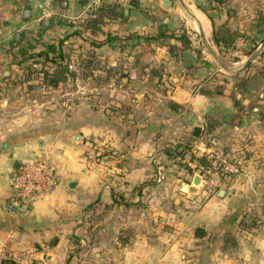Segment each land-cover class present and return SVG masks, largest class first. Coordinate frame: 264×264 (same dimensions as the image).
Returning a JSON list of instances; mask_svg holds the SVG:
<instances>
[{
    "label": "crops",
    "instance_id": "1",
    "mask_svg": "<svg viewBox=\"0 0 264 264\" xmlns=\"http://www.w3.org/2000/svg\"><path fill=\"white\" fill-rule=\"evenodd\" d=\"M60 41L54 88L35 59ZM213 149L245 168L195 206ZM41 159L55 185L13 210ZM0 245L16 264H264V0H0Z\"/></svg>",
    "mask_w": 264,
    "mask_h": 264
},
{
    "label": "built area",
    "instance_id": "2",
    "mask_svg": "<svg viewBox=\"0 0 264 264\" xmlns=\"http://www.w3.org/2000/svg\"><path fill=\"white\" fill-rule=\"evenodd\" d=\"M123 1L126 0H97L98 3H120ZM209 160L210 163L205 171L201 172L200 183L192 194L191 203L195 206H199L207 197L217 194L224 185L240 175L245 168L243 157L226 153L223 150H211ZM14 178L15 184L11 202L19 207L31 199L47 193L55 185L57 179L54 169L47 159L19 164ZM43 249L46 259L50 256L51 248L47 245ZM19 258V255H12L8 249L0 245V264L4 260H12L16 264Z\"/></svg>",
    "mask_w": 264,
    "mask_h": 264
},
{
    "label": "trees",
    "instance_id": "3",
    "mask_svg": "<svg viewBox=\"0 0 264 264\" xmlns=\"http://www.w3.org/2000/svg\"><path fill=\"white\" fill-rule=\"evenodd\" d=\"M219 2H223V0H217ZM161 36L170 35L172 37L180 38L185 46H189L191 41L186 36L185 33H176L173 32L168 34V32L161 31ZM236 33H233L228 30H223L222 28L215 29V40L219 45H225L227 47H231L235 43ZM27 54V53H26ZM33 57V56H32ZM36 57L43 58V60L35 59V62L42 61L47 62V65H50L48 69H43L37 73L41 76L42 83L46 86L57 87L62 81H65L70 74L68 70L67 64L63 62L67 60L68 55L64 52L62 48V41L58 44H49L46 46L45 50L37 53ZM39 59V58H38ZM41 72V73H40ZM246 76L241 77V83L246 82ZM1 264H15L12 260H4Z\"/></svg>",
    "mask_w": 264,
    "mask_h": 264
},
{
    "label": "rangeland",
    "instance_id": "4",
    "mask_svg": "<svg viewBox=\"0 0 264 264\" xmlns=\"http://www.w3.org/2000/svg\"><path fill=\"white\" fill-rule=\"evenodd\" d=\"M67 54V53H66ZM42 59V58H41ZM40 58L39 59H37V60H41ZM37 65H35V72H39V71H41V70H43L44 68L45 69H48V67L50 66V65H47V62H42V61H37V63H36ZM25 66H27V68L29 67H32V62L28 65V63L25 65ZM41 73V72H40ZM71 78H74V76H71ZM29 162V161H28ZM47 246V245H46ZM51 255V254H50Z\"/></svg>",
    "mask_w": 264,
    "mask_h": 264
},
{
    "label": "water",
    "instance_id": "5",
    "mask_svg": "<svg viewBox=\"0 0 264 264\" xmlns=\"http://www.w3.org/2000/svg\"><path fill=\"white\" fill-rule=\"evenodd\" d=\"M141 96H143V94H141ZM200 180H201V176H200V174H199V175L196 176L195 181H194V186H195V187H197V186L199 185ZM12 209L15 210V211H17V210H19V209H26V205H23V206H21V207H19V206H13Z\"/></svg>",
    "mask_w": 264,
    "mask_h": 264
}]
</instances>
